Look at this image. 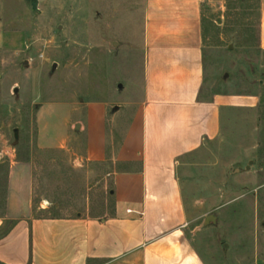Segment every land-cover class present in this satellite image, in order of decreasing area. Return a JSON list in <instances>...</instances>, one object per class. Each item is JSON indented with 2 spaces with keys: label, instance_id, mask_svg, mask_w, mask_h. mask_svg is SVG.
Instances as JSON below:
<instances>
[{
  "label": "rangeland",
  "instance_id": "obj_1",
  "mask_svg": "<svg viewBox=\"0 0 264 264\" xmlns=\"http://www.w3.org/2000/svg\"><path fill=\"white\" fill-rule=\"evenodd\" d=\"M258 6L251 0L229 15L224 0L205 31L207 95L259 99L254 109L225 113L221 137L185 174L184 233L208 264H264ZM144 9L145 0H0V217L15 160L34 165L38 217L110 213L108 167L83 163L78 143L57 151L39 148L38 140L40 131L53 143L68 133V122L82 116L75 104L140 97Z\"/></svg>",
  "mask_w": 264,
  "mask_h": 264
},
{
  "label": "crops",
  "instance_id": "obj_2",
  "mask_svg": "<svg viewBox=\"0 0 264 264\" xmlns=\"http://www.w3.org/2000/svg\"><path fill=\"white\" fill-rule=\"evenodd\" d=\"M218 4L224 11V0H145L140 97L74 103L82 116L68 133L53 143L40 131L38 140L57 151L78 143L83 163L107 166L112 210L38 217L34 165L12 161L0 264H208L184 233L185 174L221 137L226 112L259 105L256 96L206 93L205 31ZM261 16L264 50V0Z\"/></svg>",
  "mask_w": 264,
  "mask_h": 264
},
{
  "label": "trees",
  "instance_id": "obj_3",
  "mask_svg": "<svg viewBox=\"0 0 264 264\" xmlns=\"http://www.w3.org/2000/svg\"><path fill=\"white\" fill-rule=\"evenodd\" d=\"M259 6L257 7L259 10L261 9V0H256ZM228 2V13L230 15L231 11H233L236 7H248L251 4V0H227Z\"/></svg>",
  "mask_w": 264,
  "mask_h": 264
},
{
  "label": "water",
  "instance_id": "obj_4",
  "mask_svg": "<svg viewBox=\"0 0 264 264\" xmlns=\"http://www.w3.org/2000/svg\"><path fill=\"white\" fill-rule=\"evenodd\" d=\"M35 2L37 1V0H34ZM17 92V91H16ZM237 171H239V170H237ZM212 219H209V221H211Z\"/></svg>",
  "mask_w": 264,
  "mask_h": 264
}]
</instances>
